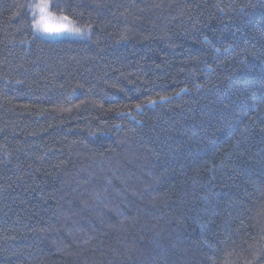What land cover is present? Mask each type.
Returning <instances> with one entry per match:
<instances>
[{
    "label": "trees",
    "instance_id": "16d2710c",
    "mask_svg": "<svg viewBox=\"0 0 264 264\" xmlns=\"http://www.w3.org/2000/svg\"><path fill=\"white\" fill-rule=\"evenodd\" d=\"M40 3L0 0V264H264V0Z\"/></svg>",
    "mask_w": 264,
    "mask_h": 264
},
{
    "label": "snow or ice",
    "instance_id": "6c2138e0",
    "mask_svg": "<svg viewBox=\"0 0 264 264\" xmlns=\"http://www.w3.org/2000/svg\"><path fill=\"white\" fill-rule=\"evenodd\" d=\"M37 7L40 9L41 17L40 20L37 21L38 25H40L44 31L48 33H60L63 31H72L73 29H69L66 25H58V26H52L50 25L48 20V0H41V3L37 5Z\"/></svg>",
    "mask_w": 264,
    "mask_h": 264
},
{
    "label": "rangeland",
    "instance_id": "374dc122",
    "mask_svg": "<svg viewBox=\"0 0 264 264\" xmlns=\"http://www.w3.org/2000/svg\"><path fill=\"white\" fill-rule=\"evenodd\" d=\"M40 17H41V12H40V9H39V19H38V21L40 20ZM47 22L50 25H52V26L66 25L69 29H72L68 19H66V18H60L59 20L54 19L51 16V14L49 13V7H48V20H47ZM35 28L40 32L39 34H41V35H43L45 37H48V38H58V37H62L64 35H67V34L72 32V31H67L66 30V31H63V32H60V33H48L46 31H44L43 28L40 25H38L37 22L35 23ZM71 34H73V32Z\"/></svg>",
    "mask_w": 264,
    "mask_h": 264
},
{
    "label": "bare ground",
    "instance_id": "6f19581e",
    "mask_svg": "<svg viewBox=\"0 0 264 264\" xmlns=\"http://www.w3.org/2000/svg\"><path fill=\"white\" fill-rule=\"evenodd\" d=\"M35 29V28H34ZM132 119V118H131Z\"/></svg>",
    "mask_w": 264,
    "mask_h": 264
}]
</instances>
